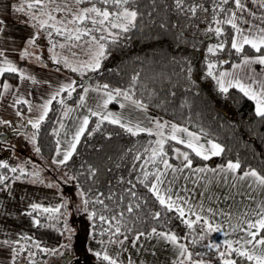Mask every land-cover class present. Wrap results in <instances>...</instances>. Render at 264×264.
<instances>
[{
	"label": "trees",
	"instance_id": "1",
	"mask_svg": "<svg viewBox=\"0 0 264 264\" xmlns=\"http://www.w3.org/2000/svg\"><path fill=\"white\" fill-rule=\"evenodd\" d=\"M82 4L108 12L127 9L133 15L125 27L115 28L112 37H98L102 46L98 66L52 99L34 131L38 155L51 161L64 110L77 103L86 85L123 95L154 119L202 133L221 147L218 155L202 159L170 139L165 127L160 129L166 135L160 145L155 131L133 133L91 116L71 155L57 167L82 195L90 238L114 242L160 231L184 244L176 264H264L217 243V233L202 219H186L151 190L165 162H234L239 172L252 170L264 178V113L258 114L241 90L222 89L219 83L222 70L243 57H264V46L233 47L234 28L228 18L235 0H85ZM51 37L56 43L61 35ZM55 62L51 64L60 65ZM3 76L17 79L14 73ZM176 151H182L185 159L178 160ZM24 164V168L10 167L0 161V188L27 177L45 184L50 177L64 195L59 178L47 166L36 169L31 162ZM62 198L57 210H30L38 226L66 232L72 204L65 195ZM46 255L32 239L21 238L14 244L12 264H43ZM95 261L115 264L100 257Z\"/></svg>",
	"mask_w": 264,
	"mask_h": 264
},
{
	"label": "crops",
	"instance_id": "2",
	"mask_svg": "<svg viewBox=\"0 0 264 264\" xmlns=\"http://www.w3.org/2000/svg\"><path fill=\"white\" fill-rule=\"evenodd\" d=\"M14 1L0 0V124L6 125L1 128L8 129V139L14 133L19 150L36 149L34 132H29V123L33 126V119L40 121L52 99L61 91L71 88L74 79L64 67L51 64L49 55L54 52L49 48L50 53L47 54L49 43L43 46L42 40L36 39L38 28L34 21L18 20ZM228 21L234 28V48L244 44L254 48L264 46V0H235ZM6 72L14 73L17 79L4 77ZM219 83L222 89L238 88L252 99L258 114L264 113L263 56H246L223 69ZM34 106L39 109L38 112H32ZM120 110L124 114L118 115ZM110 111H117L118 116H109ZM91 116L117 124L133 133L151 131V122L154 126L158 122L146 108L129 98L86 85L77 103L64 110L56 130V147L50 163H58L56 165L59 166L71 155ZM16 125V131L13 132L12 128ZM157 127L167 128L170 139L202 159L220 153V145L202 133L160 120ZM26 130L27 134L24 133ZM175 155L178 160L185 159L182 151H176ZM31 163L36 169L43 165ZM254 183L264 189V178L252 170L239 172L234 162L192 165L186 160L162 164L152 181L151 190L161 203L186 218L202 219L228 249L251 257L227 240L228 235L238 237L243 226L225 231L228 233L226 238L221 228L214 227L208 221L212 215H220L230 221L231 227V221L235 223L238 217L243 219L244 211L248 212V223L254 220V207L257 209L264 202L262 191L254 197ZM64 195L51 183L50 177L45 184L38 183L34 177H27L13 180L0 188V264H12L14 244L21 238L32 239L37 247L47 252L42 263L46 258L58 257L62 250L69 252L65 249L69 238L72 242L71 235L67 234L68 228L66 232H61L54 227L38 226L37 219L29 213L31 209L57 210L64 201ZM229 209L230 214H222ZM214 211L219 212V215ZM251 233L252 242L257 241L259 237L256 234L254 236L253 231ZM85 240L84 245L80 243L81 253H91L115 264H176L184 249L182 241L160 231H150L136 235L131 240L114 242L92 239L88 232Z\"/></svg>",
	"mask_w": 264,
	"mask_h": 264
},
{
	"label": "rangeland",
	"instance_id": "3",
	"mask_svg": "<svg viewBox=\"0 0 264 264\" xmlns=\"http://www.w3.org/2000/svg\"><path fill=\"white\" fill-rule=\"evenodd\" d=\"M85 0H15V14L19 21L32 22L36 24L38 28L37 38L41 39V44L46 46V42L49 43L47 46V54L54 52L49 55L52 62L59 63L61 67L74 71L76 77L73 79H81L83 73L87 70L94 69L98 66L100 56L102 54V46L97 40L99 36L112 37L114 35L115 28L125 27L131 20L133 13L130 10L122 9L120 11H107L106 9H100L98 6H92L91 4L86 6L82 4ZM106 1L107 0H103ZM46 26V27H45ZM50 30H47V29ZM60 34L61 37L56 43L53 41L51 34ZM72 39V40H64ZM239 39H237L238 42ZM50 48V51H49ZM46 54V55H47ZM27 110V106L25 107ZM33 111H39L34 106ZM117 112V111H116ZM116 112L110 111L109 116L115 117L124 114L123 111ZM32 115V114H31ZM30 115V116H31ZM158 122L163 119L157 118ZM29 123L31 127V134H33L39 121ZM150 125V130L155 131L157 134V142L162 145L164 140L163 133H161L159 127ZM168 123V122H166ZM6 125L0 124V161L7 164L8 166L23 167L28 162H39L51 169L52 174L59 178V182L63 186L64 194L67 200L70 201L72 207L70 208L65 224L68 228V236L71 235L72 242L70 241L65 248L67 252H60L58 257L46 258L43 264H97L95 256L91 253H81L80 243H85L86 236L89 232L88 212L83 207L82 195L80 191L70 184L68 176L64 175L62 170L57 169L58 163H50L44 161L37 153L36 149L26 148L19 150L17 143H15V135L12 134L11 138L8 139ZM17 125L13 127V132L16 131ZM22 127L20 126V129ZM33 128V130H32ZM11 130H9L10 132ZM27 132L24 131V133ZM28 133V132H27ZM25 133V134H27ZM26 141V139L24 138ZM159 145V146H160ZM11 146V148L9 147ZM10 148V149H9ZM24 168V167H23ZM254 175H256L254 173ZM260 191L264 193V189L254 183V197L260 195ZM263 198V196H261ZM68 201V202H69ZM255 201V198H254ZM262 206L257 209L254 207V220L248 223V212L244 211V217H238L239 219L231 221V227L229 220H224L215 214L209 219V224L214 227L221 228L223 230V237L228 233V229L242 227L241 234L238 237H232L228 235V241L240 250L248 253L255 262H264V234L261 233L264 229V202ZM261 205V204H260ZM231 210H226L222 214H230ZM242 214V213H241ZM78 218V220L75 219ZM198 219L196 217H190L188 220ZM247 220V221H246ZM259 237L257 241L252 242V233ZM251 236V237H250ZM74 240V241H73ZM85 240V241H84ZM217 243L220 241L216 239ZM71 246V248H70ZM235 247V248H236Z\"/></svg>",
	"mask_w": 264,
	"mask_h": 264
}]
</instances>
